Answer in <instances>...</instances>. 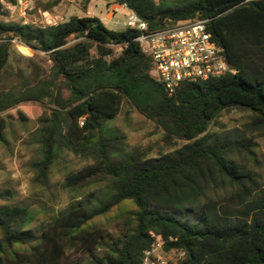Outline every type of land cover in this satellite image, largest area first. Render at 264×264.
<instances>
[{"label":"trees","instance_id":"1","mask_svg":"<svg viewBox=\"0 0 264 264\" xmlns=\"http://www.w3.org/2000/svg\"><path fill=\"white\" fill-rule=\"evenodd\" d=\"M93 1L80 0L82 9ZM103 1L125 3L151 30L208 19L207 31L235 73L184 82L168 96L152 76L153 59L142 51L134 30L110 29L88 14L52 26L0 23V81L11 40L45 54L51 63L34 84L0 92V144L7 142V117L31 119L18 105L46 103L50 112L38 119L36 133L38 177H45L65 148L94 161L66 176L67 189L90 182H106L113 189L100 209H70L39 236L30 226L31 209L0 205V264H54L72 246H87L90 264H142L157 236L160 250L173 256L169 264H264V185L242 164L257 163L255 144L245 132L209 133L220 112L232 107L252 114L246 131L264 127V0ZM123 98L159 126L166 141L186 143L157 158L121 153L119 138L107 136L101 124L116 116ZM216 181L229 186V192L212 193ZM126 199L137 208L132 229L109 243L103 256L93 254L91 247L101 244L94 236L99 228L85 224Z\"/></svg>","mask_w":264,"mask_h":264},{"label":"rangeland","instance_id":"2","mask_svg":"<svg viewBox=\"0 0 264 264\" xmlns=\"http://www.w3.org/2000/svg\"><path fill=\"white\" fill-rule=\"evenodd\" d=\"M32 0V10L28 19L40 21L42 13L47 11L57 16L58 21H67L71 16L98 15L104 11L106 3L103 0L90 2L86 10L82 9L80 0ZM157 3L160 0H155ZM0 11V23L22 24L23 18L17 8L8 4ZM86 11L88 13H86ZM108 28L114 29L107 25ZM48 57L41 52H34L17 40H11L10 57L6 73L0 81V92L13 89L24 82L34 84L38 76L43 77L50 68ZM17 107L25 109L31 116L29 120L8 118V127L4 132L6 144H0V205L19 204L28 207L33 212L30 223L35 235L48 230L51 221L60 217L70 209L81 211L85 209H100L111 198L113 189L106 182H90L77 190H69L64 186L69 173L77 172L84 167L94 164L90 157L76 155L65 148L61 149L44 178L38 177L34 166L41 158V150L36 141V133L40 127L38 119L49 114L46 103L38 104L24 102ZM11 112V111H10ZM254 120L252 114L245 109L232 107L222 110L209 127L211 136H226L245 132L255 144L254 151L257 163L243 160L247 169L258 175V181L264 185V127L251 132L246 131ZM102 131L107 136H117V144L122 148L121 153L141 154L143 159L157 158L170 154L182 148L186 143L180 139H164L163 130L154 122L146 119L133 109L123 98L116 116L101 124ZM121 156V155H120ZM118 158V154H114ZM236 159V158H235ZM212 193L229 192L230 187L216 181ZM216 191V192H215ZM7 193V194H6ZM136 206L130 199L119 205L107 208L103 213L94 216L85 227L96 225L99 231L94 235L100 245H93L91 252L103 256L109 243L120 239L122 234L133 227ZM156 255L169 264L172 254L159 249ZM90 251L86 246H72L63 251L62 256L54 264H90Z\"/></svg>","mask_w":264,"mask_h":264},{"label":"built area","instance_id":"3","mask_svg":"<svg viewBox=\"0 0 264 264\" xmlns=\"http://www.w3.org/2000/svg\"><path fill=\"white\" fill-rule=\"evenodd\" d=\"M0 3L2 7L9 8L5 0H0ZM11 4L23 18L22 24L52 26L61 22L47 11L42 13L40 21L28 19V12L33 8L32 0H14ZM121 11L124 13L121 14ZM103 12L99 16H91L100 18L115 29L137 32L135 40L142 51L153 59L151 74L161 83L168 96L174 95L184 82L206 81L225 73H235L226 62L222 47L212 40L207 31L208 19L166 23L161 28L151 30L125 3L105 5ZM78 123L82 126L83 118ZM161 244L157 236L151 250L145 252L142 264H167L155 253Z\"/></svg>","mask_w":264,"mask_h":264},{"label":"crops","instance_id":"4","mask_svg":"<svg viewBox=\"0 0 264 264\" xmlns=\"http://www.w3.org/2000/svg\"><path fill=\"white\" fill-rule=\"evenodd\" d=\"M104 12L103 11H101V13L100 14H98V15H96V16H99V15H101V14H103ZM124 13V11H121V14H123ZM106 26L107 25H110V26H112L111 24H106V23H104ZM113 27V26H112ZM114 28V27H113Z\"/></svg>","mask_w":264,"mask_h":264}]
</instances>
